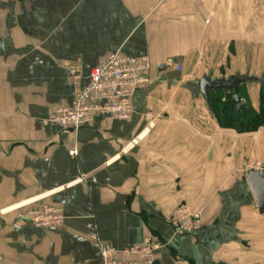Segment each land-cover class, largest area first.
I'll list each match as a JSON object with an SVG mask.
<instances>
[{"label":"crops","instance_id":"crops-1","mask_svg":"<svg viewBox=\"0 0 264 264\" xmlns=\"http://www.w3.org/2000/svg\"><path fill=\"white\" fill-rule=\"evenodd\" d=\"M118 50L153 63L131 118L44 124L73 102L67 64L86 85ZM0 56V264H102V245L148 237L154 264H264V210L240 172L264 161V126L224 127L200 90L206 75L264 77V0H0ZM173 60L182 71H158ZM241 89L258 110L261 84ZM181 203L203 213L199 230L174 232ZM41 204L62 227L19 219Z\"/></svg>","mask_w":264,"mask_h":264},{"label":"built area","instance_id":"built-area-1","mask_svg":"<svg viewBox=\"0 0 264 264\" xmlns=\"http://www.w3.org/2000/svg\"><path fill=\"white\" fill-rule=\"evenodd\" d=\"M5 65L0 56V68ZM178 71L183 66L174 63ZM153 63L148 56H128L119 50L107 56L93 67L88 75V83L82 84L81 67L78 63L67 64L74 85V99L71 105L55 108L44 120V124L58 125L64 129L78 130L91 124L97 118L129 120L133 112V96L139 88L151 82L150 70ZM245 102L244 98H241ZM71 150V155L77 154ZM249 170L264 172V161L247 159L240 172ZM22 221H29L37 227L59 228L65 222L63 210L55 205L41 204L25 212H19ZM167 221L178 235L193 233L204 225L203 213L192 210L181 203L167 217ZM161 247L159 241L148 237L143 244L117 250L109 244L102 245V264H154L155 252Z\"/></svg>","mask_w":264,"mask_h":264},{"label":"water","instance_id":"water-1","mask_svg":"<svg viewBox=\"0 0 264 264\" xmlns=\"http://www.w3.org/2000/svg\"><path fill=\"white\" fill-rule=\"evenodd\" d=\"M177 60L172 62H162L157 64L159 72L166 71L173 67V64ZM247 82L263 83L261 77L256 76H242L233 79H213L211 76L206 75L201 78L200 90L201 93L208 99L209 96L213 94H219L221 91L230 92L231 102L235 106L237 113H245L247 110V105L241 102V97L236 92V88ZM245 179L247 181L251 195L260 210H264V172L257 170H249L246 173Z\"/></svg>","mask_w":264,"mask_h":264},{"label":"trees","instance_id":"trees-1","mask_svg":"<svg viewBox=\"0 0 264 264\" xmlns=\"http://www.w3.org/2000/svg\"><path fill=\"white\" fill-rule=\"evenodd\" d=\"M262 79L260 107L258 110L252 107L247 92L241 89L245 83L236 88V92L241 98L245 99V104L248 107L245 113H237L228 91H221L219 94L210 96L213 98V109L221 125L235 128L240 132L257 131L260 127L264 126V77Z\"/></svg>","mask_w":264,"mask_h":264}]
</instances>
